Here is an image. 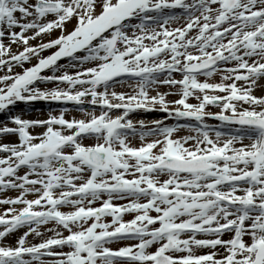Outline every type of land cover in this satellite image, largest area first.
Here are the masks:
<instances>
[{"label": "snow or ice", "instance_id": "obj_1", "mask_svg": "<svg viewBox=\"0 0 264 264\" xmlns=\"http://www.w3.org/2000/svg\"><path fill=\"white\" fill-rule=\"evenodd\" d=\"M262 80L264 0H0V264H264Z\"/></svg>", "mask_w": 264, "mask_h": 264}, {"label": "bare ground", "instance_id": "obj_2", "mask_svg": "<svg viewBox=\"0 0 264 264\" xmlns=\"http://www.w3.org/2000/svg\"><path fill=\"white\" fill-rule=\"evenodd\" d=\"M68 27L70 28L71 25H69ZM55 35H56V33H53V36H55ZM32 44H35V43H32ZM33 62H35V61H33ZM61 63H64V61L62 60ZM25 66H28V65H25ZM15 71H20V69L17 68V69H15ZM259 83H260V87L264 86V80L260 81ZM47 86L51 87V85H47ZM39 87H45V85L41 84V85H39ZM257 88H259V87H257ZM116 90L117 91H121V90L126 91V89H120V88H117ZM164 90L167 91V89H160V91H164ZM174 98L175 97H172V96L168 97V99H174ZM190 102H194V101H190ZM62 106L63 107H67L69 109V111L66 112V118H71L72 114H75L74 113L75 110L73 109L71 104L61 105L59 103H54V102L53 103H46V102H43V101L33 102L31 105L19 104L16 108H14L13 111L16 112V113H20L21 111L23 113L27 112L28 115L25 116L23 114L24 118L37 119L39 116L40 117H45L46 116L45 118H47L48 113L50 111V110H47V109L56 110V109H59ZM53 114H56V112L53 111ZM142 114H145V115L141 116ZM5 116H6V114L0 113V119L5 118ZM34 117H36V118H34ZM77 118H81V116H78ZM130 118L133 119V121L144 120L145 123H149L152 120L164 119V115H161V116L157 117L155 115L151 116V115L147 114V112L138 111V112L132 114ZM168 121H170V120H166L165 123H168ZM209 123H216V122L215 121H209ZM36 131H39V130L37 129ZM177 135H184V134H182L181 132H178ZM1 139H4V138H1ZM6 139L14 140L15 138L14 137H8ZM131 139H132L133 143H138L137 139H135V138H131ZM91 142L92 141H90V140H85V143H91ZM8 194H11V192L7 193V195ZM125 217L127 218L128 216H125ZM129 218L130 217H128V219Z\"/></svg>", "mask_w": 264, "mask_h": 264}, {"label": "rangeland", "instance_id": "obj_3", "mask_svg": "<svg viewBox=\"0 0 264 264\" xmlns=\"http://www.w3.org/2000/svg\"><path fill=\"white\" fill-rule=\"evenodd\" d=\"M38 41H36V40H32V41H30V43H37ZM45 55H47L48 54V52L46 51L45 53H44ZM164 91H166V90H164ZM254 94L255 95H257V96H259V95H264V86H261V87H259V88H257V89H255L254 90ZM47 110H51V109H47ZM212 111H215L216 109H211ZM144 112V111H143ZM25 113H27V112H25ZM75 114H72V117H78V116H81V114L79 113V112H77V111H75L74 112ZM24 114V113H23ZM147 114H149V115H164L163 113H161V112H158V111H151V112H147ZM47 115V114H46ZM142 115H145V114H142ZM26 116V115H25ZM46 117V116H45ZM45 117H38L39 119H43V118H45ZM159 117V116H158ZM34 118H36V117H34ZM5 120V118H2V119H0V121H4ZM182 134H186V132L185 131H180ZM1 139V138H0ZM13 139V138H12ZM12 195H14L15 193H11ZM11 194H8L9 196H12ZM125 219H128V217L126 218L125 217Z\"/></svg>", "mask_w": 264, "mask_h": 264}]
</instances>
